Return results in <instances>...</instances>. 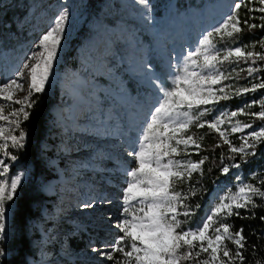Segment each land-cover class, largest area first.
Returning <instances> with one entry per match:
<instances>
[{
    "label": "rangeland",
    "instance_id": "374dc122",
    "mask_svg": "<svg viewBox=\"0 0 264 264\" xmlns=\"http://www.w3.org/2000/svg\"><path fill=\"white\" fill-rule=\"evenodd\" d=\"M124 1H133L136 5L137 11L132 7L130 9L129 19L142 23L145 33L154 38L153 43L146 39L143 42L138 32L132 34L126 30L121 34L102 28L97 23L93 24L94 36H88L79 43L77 30L85 23L86 0H38L26 13L25 19L31 23L20 29L23 42L19 39L13 43V47L0 52V84H3L10 80L12 73L20 67L32 45L49 29L54 18L65 7L69 10L70 19L52 75L45 92L38 94L55 91V98L58 101L61 99V104L53 110L51 131L55 143L48 145L49 155L46 157L47 168L55 176L42 181L39 188L45 200L54 197L52 212L43 214L47 237L37 238L46 249H37L32 256H27L29 263L115 264V259L110 261L92 249L110 251L108 246L120 234L116 224L123 218V188L127 186L128 179L125 173L134 166L127 153L146 126L145 120L150 118V111L158 106L160 83L163 82L164 87L170 85L177 65H182L187 53L198 47L199 39L208 30L223 22L226 12L233 5V0L205 1L200 10L189 9L185 13L167 10L161 16L154 17L137 0ZM99 2L105 13H113L111 0ZM146 15L150 19H146ZM121 23L118 20L115 28H120L118 25ZM25 29L27 32L22 34ZM134 41H142L143 44L139 46L137 43L136 46ZM66 53L82 61L78 69L85 73L86 86L81 102L74 95L79 93V86L71 82L65 84L64 70L58 69V60ZM155 57L162 59L158 71L152 65ZM32 63L35 61L31 60ZM148 64L152 66V73L147 71ZM122 74L137 79L144 88L138 84L140 87L136 85L134 88L140 89L139 93L129 94ZM98 78L106 82H100ZM64 85L73 93L69 100L62 99ZM25 95L27 87L14 98L22 99ZM0 105L6 111L20 107L6 101H0ZM0 123L9 127L6 121ZM99 136L110 145L108 148L102 146V139L95 140ZM0 159L7 158L0 154ZM8 162L11 164L8 178L22 174V184H25L30 177L28 166L18 161ZM238 186L215 187L200 221L209 214L219 196L233 193ZM93 202L92 208L81 207ZM13 205L14 201L11 202L12 208ZM210 232L214 234V229H210ZM114 256L119 259L121 254L115 253Z\"/></svg>",
    "mask_w": 264,
    "mask_h": 264
},
{
    "label": "snow or ice",
    "instance_id": "6c2138e0",
    "mask_svg": "<svg viewBox=\"0 0 264 264\" xmlns=\"http://www.w3.org/2000/svg\"><path fill=\"white\" fill-rule=\"evenodd\" d=\"M258 2L262 5L258 11L264 13V0ZM137 3L143 6L147 13L151 12L149 0H137ZM241 7V3H235L231 13L223 22L199 39L198 47L187 53L182 65H177V71L173 74L168 87H164L163 82L160 83L158 90L161 95L157 101L158 106L150 111V118L145 120L146 126L141 129V134L127 153L128 157L132 158L134 166L125 173L128 179L127 186L123 188V218L116 224L120 234L108 246L110 251L104 252L94 247L93 252H98L110 261L115 259V264H183L186 261H198L199 264H235L237 259L241 264H245V256L242 252L246 246L244 229L240 228L233 232L232 226L224 221L227 217L239 215L237 210L247 208L249 204L255 207L253 197L264 198V190L241 182L233 193L219 196L218 202L195 228H185V223L190 222L194 212L184 203L187 196L175 191V186L183 182L185 173L190 179L192 173L200 168L204 160L184 162L173 159L180 154L179 145L187 146L191 143L197 149L200 147L192 136L178 138V134L185 132L191 124L203 117L209 111L206 106L229 99L227 94L218 95L217 89L213 87L221 84L222 80L230 78V75H225L221 65L238 64L241 60H254L257 57L264 61V55L245 51L247 46L223 50L216 48L214 35L221 39L225 36L232 38L243 31L238 18V10ZM145 18L150 19V16L146 15ZM69 19L70 13L65 7L34 45V50L28 59L34 60L35 63L24 64L27 73L22 70L16 74V78L0 84V101L20 105L19 108L11 111H6L3 105H0V121H6L9 125L6 128L0 123V154L7 158L0 159V259L7 255V249L3 244L7 240L10 228L11 202L14 201L18 187L22 184V174L8 178L11 168L8 161L16 162L19 159L9 149L25 147L26 133L21 127V117L24 121L30 119V110L37 104V100L33 99L34 94L46 90L62 47ZM261 19L264 20V16ZM243 24L249 29L256 27L248 24L247 20ZM259 43L264 47V40ZM146 68L152 73L151 64ZM232 71H235V68ZM247 71L251 75L256 69L249 68ZM25 79H27V95L22 99H15L18 92L25 90V85L20 82ZM149 79H152L151 75ZM152 82L156 83L155 80ZM256 88L264 89V82L254 84L250 89H240L236 95L254 91ZM218 92L225 93V88L220 87ZM255 103L256 101H253L246 107H252ZM261 103L264 108V102ZM201 106H205L202 111ZM238 113L246 114L241 108L232 111L230 115L236 117ZM250 115L264 120V110ZM221 123L223 121L220 117H216L197 123V127L202 128L207 124L210 130L218 131L224 144L229 145L231 153L240 154L241 159L249 154L255 155L254 151L249 152L248 149H254L258 143L264 142V126H262L242 136L241 145L236 147L231 144L224 131H220ZM252 127V124H244L241 127L237 122L231 131L242 132L244 128ZM18 129L19 134L14 135L13 133ZM6 131L7 135H5ZM249 138L252 140L251 143ZM231 167L239 168L240 165L233 164ZM229 170L227 165L221 169L224 174H228ZM239 179L237 177V180ZM261 184H264V181H261ZM81 207L92 208L94 202L85 203ZM261 219L264 220V217ZM214 225L218 226L214 227ZM213 228L214 234L210 232ZM229 242L235 245L234 251L229 247ZM115 253L121 254L119 259L115 258ZM201 253L208 254V258L201 259Z\"/></svg>",
    "mask_w": 264,
    "mask_h": 264
},
{
    "label": "trees",
    "instance_id": "16d2710c",
    "mask_svg": "<svg viewBox=\"0 0 264 264\" xmlns=\"http://www.w3.org/2000/svg\"><path fill=\"white\" fill-rule=\"evenodd\" d=\"M38 0H0V52L7 51L13 47V43L20 39V29L26 24H30V20H26V13L32 4ZM205 1L212 0H149L151 5V13L154 17L161 16L167 10H173L177 13H185L189 9H202ZM235 3H241L242 7L238 10V18L241 21L243 31L235 34L234 37H224L221 39L219 36L213 37L218 50H223L232 47H244L245 51H252L264 55V47L260 46V41L264 40V20L261 19L264 13L258 11L262 5L258 0H233L232 8L226 12L225 18L231 13ZM86 16L85 23L77 30L78 42L80 43L88 36H94L93 24H100V27L105 29H113L123 34L129 32L134 34L138 32L141 40L146 39L149 42H154V38L145 33L142 23L135 19H129V12L131 7L137 11L136 5L133 1L124 0H111L113 13L111 15L102 10V5L99 0H86ZM121 21L120 28H115ZM247 20L248 24L256 25L255 28L249 29L243 22ZM231 30V29H229ZM212 31L208 30L207 32ZM25 29L22 34L26 33ZM206 32V33H207ZM144 42V40H143ZM135 45L138 43L142 46V41H134ZM145 44H147L145 42ZM148 45V44H147ZM137 46V45H136ZM149 61V60H147ZM58 69L64 70V78L67 82H71L79 86V93L74 94L78 101L84 97V77L85 73L80 71L79 65L82 62L78 57L72 56L71 53H66L58 60ZM162 59L155 57L152 60L153 67L158 71L161 69ZM235 68V71L232 69ZM249 68H255L256 71L251 75L248 73ZM221 69L225 75H230L229 79L222 80L221 84L213 85L217 89L218 95L227 94L229 99L220 100L218 103L208 105L209 111L198 121L194 122L189 128L179 136H192L200 145L197 149L193 144L179 145V155L174 156L176 160L184 162H199L201 159L204 163L198 170L192 173L191 178H185L183 182L176 184L175 191H179L187 196L184 203L188 205L189 209L194 212L189 223H185L184 227H195L205 212L211 192L215 187L221 185H234V184H250L257 188L264 190V142L258 143L254 149H248L249 152L254 151L255 155H247L241 159L240 154H233L229 149V145L224 144L219 136L218 131L210 130L207 124L204 127H197V123L212 120L220 117L223 121L219 125L220 131H224L225 136L232 145L239 147L242 143L241 137L245 136L248 132L258 130L264 126V120L259 117H254L250 113H259L264 110L262 103L264 102V89L256 88L254 91L236 95L240 89L251 88L254 84L264 82V61L258 57L254 60H241L238 64L224 63ZM243 69V71H241ZM124 84L128 86L129 94L137 95L140 89L134 87L143 86L139 84L137 79L130 77L128 74H122ZM100 82L105 83L106 80L98 78ZM139 84V85H138ZM140 87V86H139ZM220 87L225 88V93H219ZM62 99H70L73 94L64 85L62 89ZM33 99L37 100V104L31 109V117L29 120L24 121L21 119V127L26 133L25 147L23 149H12V154L19 157L18 162L28 166L30 177L25 184L18 187V193L14 199V205L11 212L10 228L7 233V240L4 242L3 247L7 249V255L0 259V264H33V262L26 261L27 256H32L35 251L46 249V246L39 240L40 236H46L44 229V216L52 212L54 204L53 196L45 200L39 188L42 181H45L52 176H55L47 168V159L49 155L48 145L54 144L55 140L52 137V122L54 118L53 110L61 104L55 98V91H49L46 95H36ZM252 107L246 105L252 104ZM205 106H201V111ZM244 109V113H238L236 117L230 114L237 109ZM224 115H221V114ZM240 123L241 127L244 124H252L251 129L244 128L242 132L231 131L232 127ZM14 135L19 134V129L16 130ZM249 142L252 140L249 138ZM11 143V142H10ZM9 143V144H10ZM219 145V146H217ZM233 164H239V168L231 167ZM229 166V173H222L221 169ZM237 173V175L235 174ZM237 177L240 179L237 180ZM256 206L251 204L247 208L237 210L239 215H232L227 217L224 221L232 226V231L240 228L244 229L243 235L245 236V248L242 249L245 256V264H264V198L255 196L253 197ZM199 205V207H196ZM183 211L184 209H180ZM226 215V213H224ZM180 219H184L180 217ZM218 226V225H214ZM214 229V228H213ZM36 238V239H34ZM229 247L235 250V245L229 242ZM197 251L199 248L196 249ZM208 254L201 253V259H207ZM32 259V258H31ZM227 260V258H224ZM183 264H199L198 261H186ZM235 264H241L237 259Z\"/></svg>",
    "mask_w": 264,
    "mask_h": 264
},
{
    "label": "bare ground",
    "instance_id": "6f19581e",
    "mask_svg": "<svg viewBox=\"0 0 264 264\" xmlns=\"http://www.w3.org/2000/svg\"><path fill=\"white\" fill-rule=\"evenodd\" d=\"M34 45H35V44L32 45V47H31L29 53L27 54V57H29V56L31 55V53L33 52V50H34ZM28 55H29V56H28ZM27 57H26V59H24V60L21 62L20 67H19L15 72L12 73L10 79H14V78H16V74L19 73V72H21L22 70H23L24 72L27 71V69H24V64H25V63L30 64V61H31V60L27 59ZM20 82L23 83V84L25 85V88L27 87V80H21ZM96 139H102V143H101L102 146H105V145H106L107 148L110 146L108 143H106L105 139H104L102 136L96 137L95 140H96ZM104 143H105V144H104Z\"/></svg>",
    "mask_w": 264,
    "mask_h": 264
}]
</instances>
